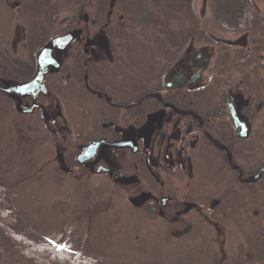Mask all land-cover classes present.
<instances>
[{"label": "flooded vegetation", "instance_id": "flooded-vegetation-1", "mask_svg": "<svg viewBox=\"0 0 264 264\" xmlns=\"http://www.w3.org/2000/svg\"><path fill=\"white\" fill-rule=\"evenodd\" d=\"M67 3L66 16L54 11L32 22V32L10 8L53 10L58 0H0L13 17V38L33 42L23 56L34 58L9 70L0 37V93L20 114L40 117L59 152L62 140L61 169L111 181L149 210L177 216L197 208L209 216L211 203L190 202L187 191L196 160L217 151L236 188L224 194L229 211L238 205L243 214L248 194L262 213L263 117L252 91L264 82V0ZM132 44L144 46L152 67L137 65ZM72 113L90 129L76 133Z\"/></svg>", "mask_w": 264, "mask_h": 264}, {"label": "rangeland", "instance_id": "rangeland-1", "mask_svg": "<svg viewBox=\"0 0 264 264\" xmlns=\"http://www.w3.org/2000/svg\"><path fill=\"white\" fill-rule=\"evenodd\" d=\"M67 1L58 0L53 10L10 9L13 17L23 15L24 22L31 24L35 32L37 26L32 22L37 19H50L54 11L66 16ZM12 15L7 7H0L3 61L9 70H14L17 60L34 59L23 56L32 40L29 38L28 45L13 38ZM130 49L141 54L133 57L139 67L153 66L144 46L132 44ZM252 92L262 105L264 134V82ZM76 103L81 111L86 109L84 100ZM88 115L95 120L92 111ZM71 118L76 133L90 129L89 123H83L75 113ZM45 125L39 116L20 114L14 100L0 93V161L4 156L2 147H6L9 163L0 170V186H7L20 227L34 239H49L59 248L105 264H264V241L259 242V234L264 231V211L256 212L258 201L248 194L243 214L238 205L229 211L224 194L236 188L227 179L217 151L196 160V177L187 191V200L206 205L210 202L215 211L208 216V212L197 208L183 207L187 213L176 216L149 210L147 201H135L132 194L124 192V188L119 190L111 181L78 170L64 172L60 152L65 145L61 139L58 141L59 152ZM83 141L77 139L78 143ZM260 201L259 206L264 196ZM2 249L11 250L13 245L0 235Z\"/></svg>", "mask_w": 264, "mask_h": 264}, {"label": "trees", "instance_id": "trees-1", "mask_svg": "<svg viewBox=\"0 0 264 264\" xmlns=\"http://www.w3.org/2000/svg\"><path fill=\"white\" fill-rule=\"evenodd\" d=\"M250 10L249 5L242 3L241 11ZM242 15V13H241ZM4 156L0 161V170H5L9 163L6 147H2ZM239 205H244L240 201ZM0 235L12 243L13 249L0 251V264H105L90 256H78L71 250L59 248L49 239H34L20 227L18 213L9 199L7 186H0Z\"/></svg>", "mask_w": 264, "mask_h": 264}, {"label": "water", "instance_id": "water-1", "mask_svg": "<svg viewBox=\"0 0 264 264\" xmlns=\"http://www.w3.org/2000/svg\"><path fill=\"white\" fill-rule=\"evenodd\" d=\"M46 55H47V50L44 52L43 58L46 57ZM31 85H32V84H29V85H22V86L18 87L16 90H17V91H21V92H26V91L31 87ZM92 148H93V146L90 147L89 150L92 149ZM262 170H263V169H262Z\"/></svg>", "mask_w": 264, "mask_h": 264}]
</instances>
